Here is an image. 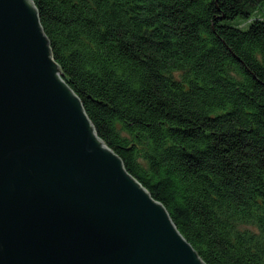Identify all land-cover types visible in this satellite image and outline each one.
I'll use <instances>...</instances> for the list:
<instances>
[{"label":"trees","instance_id":"trees-1","mask_svg":"<svg viewBox=\"0 0 264 264\" xmlns=\"http://www.w3.org/2000/svg\"><path fill=\"white\" fill-rule=\"evenodd\" d=\"M32 1L98 137L201 260L264 264V0Z\"/></svg>","mask_w":264,"mask_h":264},{"label":"water","instance_id":"water-1","mask_svg":"<svg viewBox=\"0 0 264 264\" xmlns=\"http://www.w3.org/2000/svg\"><path fill=\"white\" fill-rule=\"evenodd\" d=\"M0 264H205L98 137L32 0H0Z\"/></svg>","mask_w":264,"mask_h":264},{"label":"rangeland","instance_id":"rangeland-1","mask_svg":"<svg viewBox=\"0 0 264 264\" xmlns=\"http://www.w3.org/2000/svg\"><path fill=\"white\" fill-rule=\"evenodd\" d=\"M254 19H262L264 20V3L259 6L255 11H253L251 13V18L250 21L254 20ZM242 20H236L233 22V25H236L237 23L241 22ZM248 22H246V24L241 23L240 26L245 28Z\"/></svg>","mask_w":264,"mask_h":264}]
</instances>
